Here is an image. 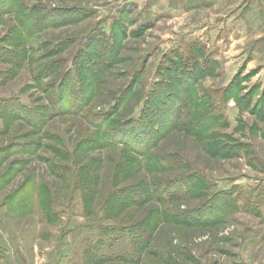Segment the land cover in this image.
I'll list each match as a JSON object with an SVG mask.
<instances>
[{"label":"rangeland","instance_id":"obj_1","mask_svg":"<svg viewBox=\"0 0 264 264\" xmlns=\"http://www.w3.org/2000/svg\"><path fill=\"white\" fill-rule=\"evenodd\" d=\"M0 264H264V0H0Z\"/></svg>","mask_w":264,"mask_h":264}]
</instances>
